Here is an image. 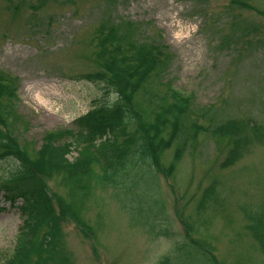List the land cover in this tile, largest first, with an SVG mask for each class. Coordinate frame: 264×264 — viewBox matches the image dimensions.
Listing matches in <instances>:
<instances>
[{
  "label": "rangeland",
  "instance_id": "374dc122",
  "mask_svg": "<svg viewBox=\"0 0 264 264\" xmlns=\"http://www.w3.org/2000/svg\"><path fill=\"white\" fill-rule=\"evenodd\" d=\"M99 24L115 33L119 57L132 55L124 50L130 44L160 53L158 69L132 94L146 122L169 102L168 85L191 96L184 128L155 160L165 220L143 214L142 221L127 208L131 197L90 185L85 175L64 179L34 166L58 215L68 263L158 264L186 242L217 264H264V0H0V79L19 90L16 99L0 96V131L27 163L46 131L69 126L103 97L102 85L78 80L115 60L95 35ZM229 119L258 129L235 146L233 136L211 133ZM200 125L207 131L195 132ZM8 166L0 163V184ZM132 192L131 207L146 211L148 194ZM5 195L0 191V262L23 218L21 200ZM158 221L165 233L149 226Z\"/></svg>",
  "mask_w": 264,
  "mask_h": 264
},
{
  "label": "trees",
  "instance_id": "16d2710c",
  "mask_svg": "<svg viewBox=\"0 0 264 264\" xmlns=\"http://www.w3.org/2000/svg\"><path fill=\"white\" fill-rule=\"evenodd\" d=\"M99 31L103 30L99 28ZM113 34L115 33L107 32L99 39L102 41L103 50H107L108 57L110 55L109 59L115 58L109 64H101L112 73L107 76L101 72L105 69L99 68L101 70L84 75L87 82L102 85L99 88L106 94L101 99H94L92 108L74 119L73 131L65 130L49 135L42 146L35 150L36 156L30 163L22 157L15 139L7 132L0 131V163L10 164L7 170L9 180L3 187L13 196L22 199L19 208L23 215L13 247L4 255L0 264H69L66 251L60 244L58 215L48 191L33 169L34 166L41 173H45L47 168L54 169L64 179H78L85 175L90 185L94 182L100 187L110 186L125 197H131L127 208L136 217L142 219L141 215L146 214L147 217L155 219L160 214L162 220H165L164 202L155 186V170L159 169L155 160L169 147L182 127L184 128L182 119L188 111L189 100L167 86L169 102L160 106L151 121L146 122L134 109L131 99L150 72L158 69L159 53L155 49L151 51L143 46L135 48L130 44L124 50L130 51L132 55L123 54L119 57L117 50L121 48L120 43ZM6 92V88L0 86V96ZM193 129L197 132V129L207 131L208 128L200 125ZM257 129L258 127L247 120H227L216 125L211 133L234 136L236 146L243 138L247 140L251 132ZM81 144H85L87 148L78 151V155L69 161L67 154L73 149L78 150ZM184 144L185 142L182 146ZM180 151H177L175 157L178 158ZM228 162L230 156L224 160V164ZM92 164H96V171L92 170ZM136 187L148 194L150 201L146 211L149 213H146L145 208L141 211L134 205L131 207L135 198L132 190ZM211 189L210 187L206 191ZM156 223L151 222L149 226L152 229L157 228L156 232L165 233V222L163 225L160 221ZM194 249L193 245L180 243L173 256H163L158 264H217L206 250Z\"/></svg>",
  "mask_w": 264,
  "mask_h": 264
}]
</instances>
